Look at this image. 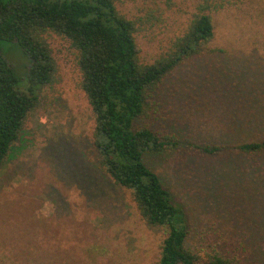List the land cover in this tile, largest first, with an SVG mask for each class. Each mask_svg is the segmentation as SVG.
Returning a JSON list of instances; mask_svg holds the SVG:
<instances>
[{
    "label": "rangeland",
    "instance_id": "374dc122",
    "mask_svg": "<svg viewBox=\"0 0 264 264\" xmlns=\"http://www.w3.org/2000/svg\"><path fill=\"white\" fill-rule=\"evenodd\" d=\"M216 1L214 39L162 80L139 123L176 146L143 161L184 215L188 250L264 264V153L235 149L264 140V0ZM201 3H118L136 23L139 62L164 55ZM43 37L56 72L0 165V264H156L163 230L99 166L77 51L64 37ZM2 50L25 83L27 55L15 43ZM213 146L218 154L202 152Z\"/></svg>",
    "mask_w": 264,
    "mask_h": 264
},
{
    "label": "trees",
    "instance_id": "16d2710c",
    "mask_svg": "<svg viewBox=\"0 0 264 264\" xmlns=\"http://www.w3.org/2000/svg\"><path fill=\"white\" fill-rule=\"evenodd\" d=\"M124 1L0 0V165L36 107L39 93L52 84L56 64L43 36L51 32L64 37L77 51L80 88L94 117L92 144L102 173L132 194L147 225L163 230L156 264H244L214 249L199 255L186 248L184 215L143 161L145 155L163 153L176 144L162 141L152 128L139 124L147 113L148 97L162 80L187 59L200 55L214 39L211 13L223 3L202 0L184 34L153 64H142L136 23L117 9ZM3 43H15L29 58L25 83L20 84L5 60ZM235 149L242 155H262L264 140ZM202 152L216 155L220 148L204 147ZM261 240L260 244L264 237Z\"/></svg>",
    "mask_w": 264,
    "mask_h": 264
}]
</instances>
